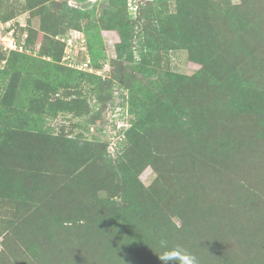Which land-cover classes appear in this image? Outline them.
Here are the masks:
<instances>
[{
    "label": "trees",
    "instance_id": "1",
    "mask_svg": "<svg viewBox=\"0 0 264 264\" xmlns=\"http://www.w3.org/2000/svg\"><path fill=\"white\" fill-rule=\"evenodd\" d=\"M242 3L233 7L242 16L239 21L228 18L229 27L239 33L234 40L224 36L219 24L214 27L218 17L203 0H177L175 13L170 10L161 22L156 19L161 13L151 14L155 29L150 24L141 32L133 24L119 29L117 60L123 75L116 74L119 82L109 81L108 92L124 87L130 113L137 103L145 110L137 122L130 120L127 135L139 154L121 168L115 182L96 178L94 168L105 150L91 146L84 151L74 139L49 140L30 126L0 129V264H161L159 256L177 245L193 254L197 264H264V181L227 173L253 158L245 150L242 159L234 155L240 167L227 169L234 150L255 136L250 122L261 123L264 133V0ZM142 17L148 18L145 12ZM1 20L8 19L0 8ZM154 30L163 42L154 38ZM135 38L146 50L139 52V63ZM37 39L38 34L28 37L25 52L14 57L28 51L62 60L64 44L57 51L46 37L38 49ZM165 46L166 54L187 51L201 68L191 76L171 68L150 69L151 60L160 61L154 51ZM5 58L0 50V61ZM136 71L134 85L127 75ZM14 77L0 96V121L19 95ZM181 85L198 95L182 98ZM33 100L24 113L36 116ZM57 105L82 111L76 102ZM13 107L10 115L17 112ZM187 121H192L196 139L184 131ZM180 135L186 147L176 144ZM198 141L200 146L193 148ZM149 166L158 177L144 187L140 175Z\"/></svg>",
    "mask_w": 264,
    "mask_h": 264
},
{
    "label": "rangeland",
    "instance_id": "2",
    "mask_svg": "<svg viewBox=\"0 0 264 264\" xmlns=\"http://www.w3.org/2000/svg\"><path fill=\"white\" fill-rule=\"evenodd\" d=\"M242 1L203 0L209 3L218 17L213 21L210 18L214 27L219 24L221 30L227 34L224 36H228L230 40H234L239 33L235 28L229 27L228 18L239 21L242 16L237 12L234 13L233 7L238 4L243 5ZM0 8L2 15L5 14L8 19L1 20L0 23L5 28L10 25V29L15 30L16 39L23 45L28 37L30 39L34 34H38V41L35 43L38 49L47 37L57 51L60 49V43L64 44V52L66 48L72 47V50L69 49L70 55L75 57V64L72 65L64 61V56L62 60H54L46 56L37 57L28 51L24 57L15 58L14 53L23 52L5 51L4 45L0 44V50L6 54L5 60L0 61V96H3L12 84L13 75L14 78L18 77L19 90L16 104L13 105L17 107V112L10 115L11 111H15L14 107L6 109L0 121V129L3 130L6 126L24 129L30 126L31 130L42 133L40 135L43 138L47 136L49 140L57 137L63 142L74 139L82 145V148L85 147L84 151L91 146H94L98 152L105 150L102 160L98 161V167L94 168L96 178L115 182L119 178L121 168L130 166V160L134 158V154V159L139 154L140 149L135 150L131 144L129 145L127 135L132 126L130 120L136 119L137 122L138 113L145 110V107H139L137 103L133 108L134 115L130 113V102L127 100L129 96L126 95L128 90L124 87L117 86V91L113 94L108 92L112 81L119 82L115 80L118 79L116 74L123 75V69L117 60V46L121 43L119 29L124 25L130 27L131 24L136 25L139 32L147 24L155 29L157 25L151 23L149 16L153 13H161L156 19L160 22L166 20L171 15V11L175 13L177 0H52L42 4L39 0H8L0 1ZM144 12L148 16L146 19L142 17ZM44 23L46 27L42 28L41 25ZM152 33L156 40L158 38V41L163 42L158 30ZM225 40H227L226 37ZM137 41V38L133 40V52L136 63H139L141 59L139 52L146 50H142ZM157 46L160 45L157 44ZM89 47H92L96 54L95 60ZM165 48L166 46L159 47L158 51H154L160 61L151 60L150 69L170 70L171 68L178 74L191 76L201 68L199 64L191 61L187 51H170L166 54ZM240 61H245V57ZM131 72L132 70H129L127 73ZM77 73L80 74L77 75ZM135 74L127 75V81H132L134 85V80L139 76L137 71ZM100 86L105 87L107 92L103 90L94 92ZM179 90L181 97L185 99L193 100L191 94L198 95V92L190 94L182 85L179 86ZM125 96L127 99L124 98ZM32 99H34L33 109L37 112L36 116L24 113ZM61 101L76 102L82 111L56 109L57 103ZM125 102L126 106L123 107ZM50 112L51 117L47 115ZM250 123L254 128L255 136L243 149H239L238 152L234 150L227 169L240 167L242 162L234 158L236 154L242 159V154L249 151L253 158L245 160L240 170L226 172L236 178L255 182L260 180L262 183L264 181V133L259 127L261 123L258 125L255 120ZM192 127V121H187L183 128L185 132L191 131L192 136L195 137ZM40 135L39 138H41ZM182 139L180 135L175 142L178 146L186 147V142ZM199 146L198 141L193 148ZM192 153L199 159L194 151ZM157 177L154 169L149 166L142 171L140 181L144 187H150ZM2 242L3 238H0V252L3 247Z\"/></svg>",
    "mask_w": 264,
    "mask_h": 264
},
{
    "label": "built area",
    "instance_id": "3",
    "mask_svg": "<svg viewBox=\"0 0 264 264\" xmlns=\"http://www.w3.org/2000/svg\"><path fill=\"white\" fill-rule=\"evenodd\" d=\"M16 34H15V30H11L10 29V25L9 27H4L3 24L0 23V44L3 46L4 45V50L8 51V52H13V51H20V52H24L25 49V45H23L22 43H20L17 39H16ZM69 44H71L69 42ZM69 49L72 50V47H70ZM66 48L65 52H64V61H67L68 64L72 65L75 64V57H73L72 55H70V51Z\"/></svg>",
    "mask_w": 264,
    "mask_h": 264
},
{
    "label": "clouds",
    "instance_id": "4",
    "mask_svg": "<svg viewBox=\"0 0 264 264\" xmlns=\"http://www.w3.org/2000/svg\"><path fill=\"white\" fill-rule=\"evenodd\" d=\"M158 259L161 264H197V258L179 245L165 251Z\"/></svg>",
    "mask_w": 264,
    "mask_h": 264
}]
</instances>
